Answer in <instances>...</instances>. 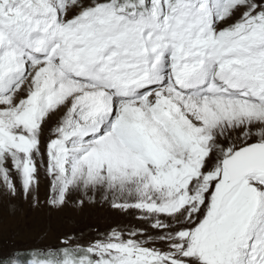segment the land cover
Returning a JSON list of instances; mask_svg holds the SVG:
<instances>
[{
  "label": "rangeland",
  "instance_id": "374dc122",
  "mask_svg": "<svg viewBox=\"0 0 264 264\" xmlns=\"http://www.w3.org/2000/svg\"><path fill=\"white\" fill-rule=\"evenodd\" d=\"M41 2L60 10L57 22L62 32L81 47L90 41L107 39L113 48L126 52L137 42L146 40L151 30L201 32L218 27L231 33L223 43L237 60L233 68L245 73L235 83L244 79L250 85L247 90L239 91L254 89L264 79V0H0V10L9 23H21L25 21L23 12L28 4ZM69 4L74 9L70 10ZM136 6L143 8L136 9ZM37 18L45 25L52 22L46 21L48 17L42 14ZM218 29L216 37L226 36ZM77 35L81 36L77 38ZM164 50L163 72L167 76L171 72L169 49ZM4 55L7 54H0V58ZM156 59L159 62L160 58ZM38 62L42 63L41 58ZM7 64L0 65V73L13 77L14 64L10 61ZM32 68L22 66L15 72L14 82H8L7 88L0 91V100L13 103L10 99L14 98L15 102L17 99L18 103L26 102L22 107L15 104L8 115L0 110V264H21L20 260L25 257L32 264H42L36 262L37 256L50 264L41 256L55 252L61 257L59 263L53 264L113 261L116 264H264V216L258 224L249 225L253 207L261 200L264 202V171H250L232 180L225 168L227 163L250 165L249 155L256 158L264 154V112L235 110L247 102L264 107V102L201 95L205 100L234 101L221 104L218 117L221 121L212 120V128L207 133L200 130V123L193 124L195 127L185 136L195 140L188 144L183 156L171 158L158 143H153L155 159L146 176L132 178V175L112 176L106 172L103 175L97 172L102 151L92 143L111 132L118 108L109 113L96 137L74 138L68 143L67 138L72 134L64 137V125L56 122V110L52 109L48 117L46 113V117H41L40 104L47 107L54 104L57 99H52L53 94L49 97L52 103H46L36 99V93H27L25 87L33 75ZM209 69L204 89L214 86L213 89L226 90L222 71L216 64ZM231 72H234L232 68ZM7 76L0 79L5 80ZM165 81L162 84L168 88ZM39 82L43 86L45 81ZM110 88L113 90L111 85ZM88 98L89 94L84 99ZM158 101L156 98L151 106ZM27 104L33 106L30 112ZM186 120L183 118L190 123ZM71 123L72 128L78 125L76 121ZM35 125L42 128L38 130ZM195 131H199L197 136ZM29 137L33 145H29ZM65 151L74 154L68 162L70 165L55 168L53 156ZM114 159V156L107 158L103 165L111 168ZM196 169L202 172L201 183L195 182ZM26 251L30 253L24 256Z\"/></svg>",
  "mask_w": 264,
  "mask_h": 264
},
{
  "label": "bare ground",
  "instance_id": "6f19581e",
  "mask_svg": "<svg viewBox=\"0 0 264 264\" xmlns=\"http://www.w3.org/2000/svg\"><path fill=\"white\" fill-rule=\"evenodd\" d=\"M214 4L216 5L217 3L214 1ZM67 7L70 10L74 9L72 4H69ZM58 11L60 10L47 7L42 2L40 5H32L29 3L27 10L25 9L23 12L26 14L25 21L21 23L18 21L9 23L6 19L8 17L3 15V10H0V54H7L0 58V61L6 64L4 65L0 62V65L6 66L9 61L14 64L13 77L9 76L6 72L0 73V77L8 75L5 80L0 79V91L7 86L8 82L9 84L14 82L12 78L15 79V72L21 69L22 66L33 67L31 69L33 75L27 81L25 87L28 89L27 93H36V99L45 101L46 103L51 102L49 97L53 94L52 99H57L56 102L52 100L54 104L48 107L40 104L41 117H44L45 113L48 117L47 114L50 113L52 109L56 110V122L59 123L61 121V126L63 122L65 129V132H63L64 137L72 134L67 138L68 143L74 138H90L95 135V133H99L104 128L109 113L113 111L115 107L118 108L113 120L111 132L103 135L100 139L92 143L94 148H100L102 151V156L100 155L101 159L97 161V172L99 174L104 175L106 172V174L112 176H119L120 173H123V175H132V178L146 176V170L149 165L153 164L152 162L155 159V154L152 153V151L156 148L154 144L157 143L162 147L164 152L170 154L171 158L183 156L188 144L192 140H195L192 137L187 138L185 136L187 132L191 131L192 127H195L193 124L197 125L200 123V130L207 133L208 129L213 125L212 120L221 121V118H218L222 112L221 104L225 103L226 100L213 98L205 100L199 97L201 95L239 98L255 103L264 102V79L250 91H239L242 87L240 86L241 82L235 83V79L245 73L240 69L235 70L233 68L232 65H237V60H234L233 53L226 50L225 44L223 43L224 38L231 37L230 32H224L225 30H220L215 26L208 27L207 31L201 32H187L179 29H160L149 31L146 40L137 42L133 48H128L126 52H123V50L119 48L116 49V47L113 48V43L107 39L101 42L90 41L89 45L81 47L78 43L74 45L71 42L73 38L68 36L67 33L62 32L57 22ZM41 14L44 17H48L46 21L52 20V22L46 25L43 24L39 18H37V16ZM216 29L226 36L220 38L216 37ZM37 33H41V35H37ZM80 36L81 35H77L76 37L79 38ZM152 37L154 38L152 39ZM30 42L32 43L30 44ZM42 43L45 44V46H42ZM164 48L169 49V66L171 67V72L167 75L168 77L163 72V67H165L163 61L166 57ZM158 57L160 58L159 62L156 59ZM39 58H41L42 63L38 62ZM24 60L26 62H24ZM250 61H253V59ZM213 64H216L217 68L222 71L224 75V82L222 84L226 85V90H216L213 89L214 86L208 90L204 89V84L207 80L205 76L210 71L209 67ZM231 68L234 72H231ZM39 80L45 81L43 86H40ZM163 81L169 84V86H167L168 88L162 84ZM81 83L90 84L93 85V87L84 86V84L82 85ZM110 85L113 90H111V88L109 90ZM94 86L101 89L94 88ZM220 91H225V93ZM87 94H89L88 100H86L87 98L84 99ZM190 95H193V97H188ZM156 98L160 99V101L151 106V104L156 101ZM10 100L13 103H9L5 99L0 100V110L8 112L7 114L5 113L6 115L12 112L15 104L17 105H15L16 107H22L25 106L26 103H18V99L15 102L14 98ZM149 100L152 101L149 102ZM232 101L228 100L227 102ZM96 103L97 105L94 106ZM259 105L260 104H248L247 102V104H242L239 109L237 107L235 110L239 113L251 111L253 113L264 112V107ZM28 106L30 112L33 106ZM214 110L217 111L214 112ZM21 116H23V114ZM20 118L22 119V117ZM183 118L190 120V123L184 122ZM72 121L78 122V125L74 128H72ZM45 122H47V120ZM31 124L32 123H30V125ZM252 124L254 123L252 122ZM91 125H93V127H91ZM94 125L99 128L95 129ZM35 127L36 129L42 128L40 126L37 128L36 125ZM71 130H73V132ZM198 133L199 131H195L194 135L197 136ZM46 135L47 134H45V136ZM27 136L26 134L25 137ZM29 139V145L30 143L33 145V141L30 137ZM3 140L4 139H2V141ZM66 141H62L63 144ZM26 147L25 145V148ZM21 149H23L22 146ZM69 150L71 149L69 148ZM119 154L120 156H117ZM72 155L74 154H68L67 151L63 152L60 156L54 155L55 168H59V165L62 168V166L70 161ZM150 155L151 159L147 161L146 159H149ZM111 156H114L115 159L110 164L112 167L109 168L103 165V163ZM136 157L141 161L136 160ZM142 161L146 162L144 163ZM159 164L161 163L159 162ZM64 169H62V171ZM41 170H43V167ZM177 172L179 173V171ZM154 173L155 172H153V174ZM200 177H202V172L196 169L195 182L198 181L201 183L199 180ZM177 185L178 184H176V186ZM58 191H60V189ZM16 194L18 193L16 192ZM263 204L264 202L261 200L258 206L253 207L249 223L251 227L258 224L264 216ZM238 261L239 260L236 262Z\"/></svg>",
  "mask_w": 264,
  "mask_h": 264
},
{
  "label": "water",
  "instance_id": "95a60500",
  "mask_svg": "<svg viewBox=\"0 0 264 264\" xmlns=\"http://www.w3.org/2000/svg\"><path fill=\"white\" fill-rule=\"evenodd\" d=\"M259 151V150H257ZM261 152V150H260ZM252 155H249V161L251 162L250 165L246 164V163H227L225 165V168L230 176V179H237L243 175H245L246 173H248L249 171H253V170H264V154L262 155H258L256 158L255 157H250ZM240 171H237L239 170Z\"/></svg>",
  "mask_w": 264,
  "mask_h": 264
},
{
  "label": "trees",
  "instance_id": "16d2710c",
  "mask_svg": "<svg viewBox=\"0 0 264 264\" xmlns=\"http://www.w3.org/2000/svg\"><path fill=\"white\" fill-rule=\"evenodd\" d=\"M136 9H142L143 7H139V6H136L135 7ZM134 8V9H135ZM29 251H26V253H22V257H23V255L24 256H26V254L27 255H29ZM74 255H76V254H74ZM60 257H61V254L60 253H58V252H55V253H50L49 255H42L41 256V258H46L49 262H50V264H53V263H56V262H60ZM31 261L28 259V257H25L24 259H21L20 260V263L21 264H28V263H30ZM36 262H42V264H49V263H47V262H43L42 261V259H39V256H37V261ZM103 264H106L105 262L103 263ZM110 264H116L114 261L112 262V263H110Z\"/></svg>",
  "mask_w": 264,
  "mask_h": 264
}]
</instances>
